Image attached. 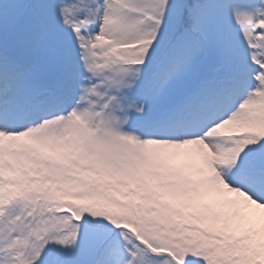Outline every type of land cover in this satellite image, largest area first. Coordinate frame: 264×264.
Here are the masks:
<instances>
[{"label": "snow or ice", "instance_id": "snow-or-ice-1", "mask_svg": "<svg viewBox=\"0 0 264 264\" xmlns=\"http://www.w3.org/2000/svg\"><path fill=\"white\" fill-rule=\"evenodd\" d=\"M0 264H264V0H0Z\"/></svg>", "mask_w": 264, "mask_h": 264}]
</instances>
